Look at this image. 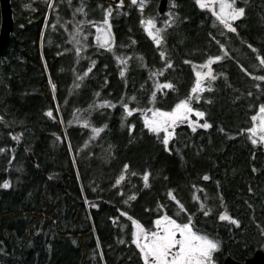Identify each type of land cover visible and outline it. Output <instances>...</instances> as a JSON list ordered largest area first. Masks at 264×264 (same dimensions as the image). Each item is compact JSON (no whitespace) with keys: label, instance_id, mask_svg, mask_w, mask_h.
Returning a JSON list of instances; mask_svg holds the SVG:
<instances>
[{"label":"trees","instance_id":"trees-1","mask_svg":"<svg viewBox=\"0 0 264 264\" xmlns=\"http://www.w3.org/2000/svg\"><path fill=\"white\" fill-rule=\"evenodd\" d=\"M170 2L165 25L154 5L131 0H10L13 30L0 55V264H143L131 220L152 230L163 215L191 216L220 242V262L264 252V147L246 133L264 104L256 79L264 0H236L245 12L235 32L195 0ZM109 7L113 42L103 49L94 25ZM148 18L162 27L159 45L143 28ZM215 56L216 79L194 104L210 126H176L165 150L145 128V110L187 99L192 65Z\"/></svg>","mask_w":264,"mask_h":264},{"label":"snow or ice","instance_id":"snow-or-ice-1","mask_svg":"<svg viewBox=\"0 0 264 264\" xmlns=\"http://www.w3.org/2000/svg\"><path fill=\"white\" fill-rule=\"evenodd\" d=\"M122 2L123 0H121V3ZM136 2L137 0H132L133 4ZM195 2L201 9H209L212 16H214L224 28L232 32H235L236 28L232 26L231 21L243 16L245 12L243 7L235 6L234 0H195ZM117 7H120V4H118ZM77 11L82 12L83 9L78 8ZM110 11L111 7L105 10L102 25H94L96 27V39L100 43V46L105 48L111 47V26L109 24ZM149 24H151V21H149ZM159 31L160 30L157 29L155 34L149 32V35L152 36L153 40L157 44L160 43V37L158 35ZM76 35H78V33H74V39ZM77 43H79L78 40ZM253 50L255 51V49ZM163 56L164 53L161 52V57L163 58ZM257 58L260 59L259 57ZM213 60H220V56L209 57L208 61H206L205 64H202L201 67H207ZM260 62L261 64H264V59H261ZM120 75H124L123 70L120 71ZM195 75L197 80L195 86L191 89L192 93L203 91L201 88V78L203 75L210 76L211 80L216 79L215 76L211 75V69H209L208 73L202 74L200 72H196ZM256 79L264 80V76H258ZM164 87L171 88L172 85L165 84ZM153 95H155V93H153ZM190 99L191 96H189L188 99L179 100V102L175 103L174 107H172L171 111H163L159 108L149 109L152 113L151 117H144V126L149 132L156 134L163 132L164 135L162 143L165 146V150H168L169 139L173 135L169 129L175 126L177 122L183 123L187 119L188 114L195 111L190 106ZM104 103L107 104L108 102L105 101ZM123 108L128 115L137 111V109H129L127 104H124ZM259 113L261 114L260 130L264 133V104L260 105ZM48 114L51 115V113ZM195 115L197 117H202L204 113L201 111H195ZM251 119L256 121L257 116L253 115ZM199 126L206 129L210 125L205 122ZM192 130L195 131V127H192ZM99 131L100 129H93L94 133H98ZM129 131H131V127L129 128ZM247 131L249 133H255L256 125H253V127L249 128ZM249 139L253 145L257 144L256 139H253L251 136ZM260 141L264 142V134L260 136ZM0 151H2V149H0ZM127 167L128 165L125 164L124 168ZM122 178L123 176L117 179L116 183L119 184L120 179ZM144 179L145 187H147V172L144 173ZM203 179L207 180L208 176L205 175ZM2 187L8 188V182L5 181ZM171 195L172 193L169 192V196ZM193 199H196V197L193 196ZM201 207H203V205H201ZM207 214L208 213L205 211L204 215ZM219 219L222 221L229 220L232 224H238V221L232 219L226 213H221L219 215ZM132 225L134 228L132 232V243L136 245L137 249H139L143 264H215L213 254L218 250L220 242L196 231L192 227L191 216H189L187 222L182 223H178L175 219L168 215L160 216L154 221V231H145V229L135 220H132Z\"/></svg>","mask_w":264,"mask_h":264},{"label":"rangeland","instance_id":"rangeland-1","mask_svg":"<svg viewBox=\"0 0 264 264\" xmlns=\"http://www.w3.org/2000/svg\"><path fill=\"white\" fill-rule=\"evenodd\" d=\"M132 1V0H131ZM158 2H159V0H137V2L135 3L136 4V6L139 8V9H141V10H144V9H146L149 5H151V7H152V5H154V7H155V9H157V5H158ZM155 3V4H154ZM236 3V0H234V4ZM142 5V6H141ZM170 6H172V3L170 2V0H168V4H167V8H166V10H165V12H164V15L166 16V19H164L163 21H161V24H167L168 23V21H169V18H170V12H169V10H168V8L170 7ZM236 6V5H235ZM205 10H207V11H209L210 13H211V11L209 10V9H207V8H205ZM212 15V14H211ZM109 17H110V14H109ZM240 18V17H239ZM239 18H237L236 20H238ZM213 19H214V21H215V23H219V21L218 20H216V18L213 16ZM236 20H234V21H231V23L233 24ZM149 21H151V24H149ZM142 25H143V28H144V30L146 31V29H147V31H146V33L148 34V36L150 37V38H152V36H150L149 35V32H152V33H156V30L157 29H159L160 31H159V33H158V35H159V37H160V33H161V28L162 27H159V24H158V22H157V20H155L154 18H148V19H143L142 20ZM102 23H103V21H101V22H99L96 26H99V25H102ZM109 24H110V26H111V23H110V20H109ZM220 24V23H219ZM105 27H107V26H105ZM228 30V29H227ZM71 31H72V35H73V37H74V33H80L81 32V28H79V26H73V27H71ZM230 31V30H229ZM96 27H95V32H94V40H95V42H96V44H97V46L99 47V48H103V49H110V48H105V47H101L100 46V43L97 41V39H96ZM76 36H78V35H76ZM110 36H111V41H110V43H111V46H112V42H113V35H112V27H111V29H110ZM153 39V38H152ZM161 37H160V43H161ZM154 41V40H153ZM155 42V41H154ZM159 43V44H160ZM155 44H157L156 42H155ZM159 44H157V45H159ZM208 61V60H207ZM214 62H216V60H213L210 64H208V66L207 67H201V65L202 64H205V62L204 63H200V64H194V65H192V69H193V73H194V85L193 86H195V84H196V80H197V77H196V75H195V73L196 72H200V73H208L209 72V69H211V75H213L214 76V74H213V71H212V64L214 63ZM212 82H213V80H211V78H210V76H208V75H203L202 76V78H201V88L203 89V91H198L197 93H192V92H190V95L189 96H191V99L189 100V103H190V106L195 110V111H200L199 109H197L195 106H194V104L195 103H198L201 99H202V95L207 91V90H209V88H210V86H211V84H212ZM197 97H198V99H197ZM189 98V97H188ZM187 98V99H188ZM149 109H155L153 106H152V104H150L149 105V107L145 110V112H144V115H143V117H142V120H143V123H144V117L145 116H147V117H151V115H152V113H151V111H149ZM172 109V108H171ZM171 109H169V110H163V111H171ZM195 111H193L192 113H189L188 114V117H187V119L183 122V123H180V122H177V124L175 125V126H173L172 128H170L169 129V131H171L172 133H173V135H174V128L176 127V126H178V125H180V124H187L189 127H198L199 125H201V124H203L204 122H203V119H204V115L202 116V117H197L196 115H195ZM201 112H203V111H201ZM204 113V112H203ZM253 115H256L257 116V120L256 121H253L252 119H251V122H250V127L249 128H252L253 127V125H256V131H255V133H249L248 131H246V133H247V136H248V138L251 136L253 139H256L257 140V144L256 145H262L263 147H264V142H262V141H260V136L262 135V134H264V133H262L261 132V130H260V113H259V108H257V110L255 111V113L253 114ZM252 115V116H253ZM190 122H191V126H190ZM248 128V129H249ZM247 129V130H248ZM156 134V133H155ZM158 136H160L161 137V139L163 140V132H161V133H159V134H157ZM173 135L170 137V139L173 137ZM169 139V140H170ZM250 140V139H249ZM250 142H251V140H250ZM178 222V221H177ZM187 222V221H186ZM178 223H180V222H178ZM131 225H132V220H131ZM132 228H133V225H132ZM133 230H134V228H133ZM155 230V226H153V229L151 230V231H154ZM145 231H149V230H146L145 229ZM209 237V236H208ZM209 238H211V239H213L212 237H209ZM215 240V239H214ZM214 255V254H213Z\"/></svg>","mask_w":264,"mask_h":264},{"label":"water","instance_id":"water-1","mask_svg":"<svg viewBox=\"0 0 264 264\" xmlns=\"http://www.w3.org/2000/svg\"><path fill=\"white\" fill-rule=\"evenodd\" d=\"M167 4L168 0H159L156 9L159 15L164 14ZM13 24L10 0H0V55L8 44L10 34L13 30ZM223 264H264V252L256 250L251 257L242 263L227 257Z\"/></svg>","mask_w":264,"mask_h":264},{"label":"flooded vegetation","instance_id":"flooded-vegetation-1","mask_svg":"<svg viewBox=\"0 0 264 264\" xmlns=\"http://www.w3.org/2000/svg\"><path fill=\"white\" fill-rule=\"evenodd\" d=\"M213 256H214V262H215V264H223L225 258H227V257L222 258V260H221V262H220V261H218V260L215 258V253H214ZM243 262H244V261H243ZM241 263H242V262H241Z\"/></svg>","mask_w":264,"mask_h":264}]
</instances>
